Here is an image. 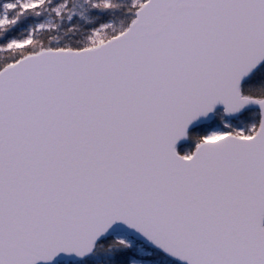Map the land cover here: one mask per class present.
<instances>
[{"label": "snow or ice", "instance_id": "1", "mask_svg": "<svg viewBox=\"0 0 264 264\" xmlns=\"http://www.w3.org/2000/svg\"><path fill=\"white\" fill-rule=\"evenodd\" d=\"M0 264H264V0H0Z\"/></svg>", "mask_w": 264, "mask_h": 264}]
</instances>
